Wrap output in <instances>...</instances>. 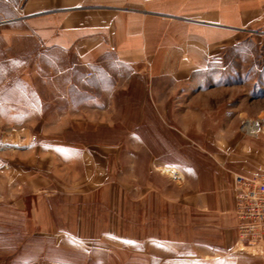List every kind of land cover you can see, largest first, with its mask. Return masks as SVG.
Listing matches in <instances>:
<instances>
[{
  "label": "rangeland",
  "instance_id": "obj_1",
  "mask_svg": "<svg viewBox=\"0 0 264 264\" xmlns=\"http://www.w3.org/2000/svg\"><path fill=\"white\" fill-rule=\"evenodd\" d=\"M160 5L157 34L109 27L147 46L133 61L0 20V264H264L222 191L264 172V17L202 27L220 0Z\"/></svg>",
  "mask_w": 264,
  "mask_h": 264
},
{
  "label": "crops",
  "instance_id": "obj_2",
  "mask_svg": "<svg viewBox=\"0 0 264 264\" xmlns=\"http://www.w3.org/2000/svg\"><path fill=\"white\" fill-rule=\"evenodd\" d=\"M160 1L162 0H0V6L9 8L10 13H0V20L17 16L26 18L29 31L38 33L45 41L49 39L50 44L73 51L82 61H93L111 50L115 51L118 61H133L139 60L141 53L147 51V46L139 41L131 46L125 45L121 38L112 40L109 38V27H121L123 30L131 25L129 21L135 19L138 20L135 25L142 28L144 35L157 34L164 18L172 19L174 16L167 12L169 7L160 5ZM237 10H250L256 12L259 19L263 18L264 0H220L219 23L199 19L193 21L200 22L202 27L207 24L237 27ZM228 185L223 186L222 190L223 219H228V213L234 214V197Z\"/></svg>",
  "mask_w": 264,
  "mask_h": 264
},
{
  "label": "built area",
  "instance_id": "obj_3",
  "mask_svg": "<svg viewBox=\"0 0 264 264\" xmlns=\"http://www.w3.org/2000/svg\"><path fill=\"white\" fill-rule=\"evenodd\" d=\"M232 190L238 241L249 246L264 243V172L234 174Z\"/></svg>",
  "mask_w": 264,
  "mask_h": 264
},
{
  "label": "bare ground",
  "instance_id": "obj_4",
  "mask_svg": "<svg viewBox=\"0 0 264 264\" xmlns=\"http://www.w3.org/2000/svg\"><path fill=\"white\" fill-rule=\"evenodd\" d=\"M248 128H249V127H248ZM250 129H252V130H256V129H258L257 124H256V123H253V125L250 127ZM13 135H15V133H14ZM12 137H13V136H12ZM10 142H11V144H13V145L19 146V144H20V145L24 144V142H25V138L15 139V140H12V141H10ZM25 145H26V144H25ZM162 170L165 171V172H167V174H169V175H171V176H175V175H177V173H176L175 171H173V169H170V168H163Z\"/></svg>",
  "mask_w": 264,
  "mask_h": 264
}]
</instances>
